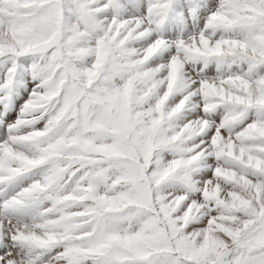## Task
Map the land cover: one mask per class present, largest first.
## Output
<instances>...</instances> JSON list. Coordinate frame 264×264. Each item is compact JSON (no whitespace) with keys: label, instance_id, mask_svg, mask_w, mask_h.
<instances>
[{"label":"clouds","instance_id":"1","mask_svg":"<svg viewBox=\"0 0 264 264\" xmlns=\"http://www.w3.org/2000/svg\"><path fill=\"white\" fill-rule=\"evenodd\" d=\"M0 264H264V0H0Z\"/></svg>","mask_w":264,"mask_h":264}]
</instances>
